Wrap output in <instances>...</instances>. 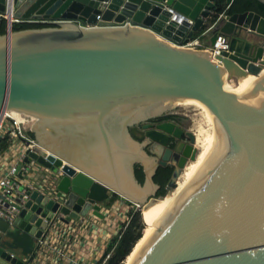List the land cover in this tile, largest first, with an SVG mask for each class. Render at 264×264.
Wrapping results in <instances>:
<instances>
[{
  "label": "water",
  "instance_id": "95a60500",
  "mask_svg": "<svg viewBox=\"0 0 264 264\" xmlns=\"http://www.w3.org/2000/svg\"><path fill=\"white\" fill-rule=\"evenodd\" d=\"M224 4L220 12L217 0H0V22L13 11L41 25L11 22L0 34V112L37 117L34 157L53 170L61 159L72 165L59 183L63 212L78 218L94 207L104 217L98 203L118 197L147 207L166 196H158V168L179 156L168 192L184 168L200 174L131 264H264V17L227 14L233 0ZM200 30L211 45L228 36L218 59L184 46ZM172 108L217 138L207 165L209 149L191 131L187 147L164 154L133 137L135 124ZM158 129L147 135L161 146L183 133L174 122ZM32 197L16 229L0 219V264H25L59 208ZM17 233L33 241L20 256Z\"/></svg>",
  "mask_w": 264,
  "mask_h": 264
},
{
  "label": "built area",
  "instance_id": "2783aa9c",
  "mask_svg": "<svg viewBox=\"0 0 264 264\" xmlns=\"http://www.w3.org/2000/svg\"><path fill=\"white\" fill-rule=\"evenodd\" d=\"M11 12L10 15L2 14L3 18L8 21V29L11 22L33 23L36 21L14 17L13 11ZM173 18L177 19V15L175 14ZM184 19H186L185 16L179 15L180 23ZM189 22L193 24L192 20ZM202 36L204 35L185 41L184 46L208 49L214 59H218L217 56L221 55L222 50H226L229 46V38L224 33H220L216 43L209 46L203 45L200 40ZM24 117L25 115L21 112L13 114L7 109L0 112V139L7 138L9 142V146L0 154V219L7 221L12 229H16V219L22 210H31L27 207V203L30 200L37 202L32 197V194L37 192V195L41 194L48 202L59 204V208L50 220L45 219L47 228L41 236L35 238L33 250L23 258L25 264H97L102 256L94 263L86 262L85 258L88 257L89 252L87 242H80V230L90 225H103L104 220L111 217L114 212H119L121 217L117 219L121 221L122 216L127 218L131 209L141 208V206L129 203L128 200L120 197L112 204L98 203L99 211L104 217L94 214V207L87 215H81L78 218H73L63 212L61 208L65 206L68 195L59 188V183L67 175L65 167L72 165L61 159L62 164L53 170L40 162L39 149L42 147L32 135V124L26 123ZM27 132L32 136L29 137ZM46 152L52 154L50 151ZM34 154L38 157H34ZM54 156L57 158L56 155ZM76 171L78 172L79 169L76 168ZM115 225L117 224H114L116 235L120 232L122 224ZM112 237L110 233L106 241L107 246Z\"/></svg>",
  "mask_w": 264,
  "mask_h": 264
},
{
  "label": "trees",
  "instance_id": "16d2710c",
  "mask_svg": "<svg viewBox=\"0 0 264 264\" xmlns=\"http://www.w3.org/2000/svg\"><path fill=\"white\" fill-rule=\"evenodd\" d=\"M225 0H217L218 11H225ZM255 11L264 17V3L260 0H233V4L231 7L226 9L227 14H233L236 12H245V11ZM215 16L213 21H215L217 14H213ZM41 25L29 22L23 23H15L13 25L14 30L31 28V27H40ZM8 30V21L3 18L0 22V34H5ZM203 33V30L195 32L192 37L185 38L184 42L189 39H195ZM33 135V134H32ZM9 146V142L7 138L0 139V154L5 151V149ZM158 171L161 172L162 176L159 177L157 174L154 177L155 182H158L162 185V190L158 192V196L166 195L167 190L165 189V185L168 182L171 174L173 172V166H162L158 168ZM157 171V172H158ZM137 177L140 181L144 180V173L142 169H136ZM120 198V197H118ZM127 200V199H126ZM130 203V201L128 200ZM112 204V203H111ZM129 219L122 223V228L120 232L112 237L111 242L107 246L105 252L102 257L98 261L97 264H123L127 256L131 253L135 243L143 234V229L145 227V223L142 218V212L140 209H131L128 212Z\"/></svg>",
  "mask_w": 264,
  "mask_h": 264
},
{
  "label": "bare ground",
  "instance_id": "6f19581e",
  "mask_svg": "<svg viewBox=\"0 0 264 264\" xmlns=\"http://www.w3.org/2000/svg\"><path fill=\"white\" fill-rule=\"evenodd\" d=\"M8 112L13 114H15L16 112L19 113V111L15 110H8ZM24 115L26 123H29L30 125L32 124L33 127L38 120L37 117L29 114ZM200 132L201 131H199V133ZM197 142L209 149V154L206 156L207 165L215 150L217 138L211 136L208 132L202 131L201 135L197 137ZM199 175V173L185 168L184 174H182V176L180 175L181 178L183 177V180L180 181L181 178L179 177L180 180H177L178 183L175 188L169 191V193L165 197L157 199V201L148 205L147 207H143V217L146 222V226L143 229V234H141L142 236L135 243L131 253L125 259L124 264L132 263V261L142 250L146 242L150 239L155 230L159 227L160 223L165 219L167 214L176 206V204L180 201L184 194L190 189V187L198 179Z\"/></svg>",
  "mask_w": 264,
  "mask_h": 264
},
{
  "label": "flooded vegetation",
  "instance_id": "af4514ba",
  "mask_svg": "<svg viewBox=\"0 0 264 264\" xmlns=\"http://www.w3.org/2000/svg\"><path fill=\"white\" fill-rule=\"evenodd\" d=\"M185 119H186V117L183 116V114L178 113L175 109L172 108L169 111L164 112L163 114L157 115L153 118L143 120V121L135 124L133 126V128L131 129L132 130L131 133L135 139H137L138 141H140L142 143H145V148L147 149V151H149V153H151L152 151L155 152L156 150H159L164 154L167 149L175 150V147L178 145H181V144H183L184 148H185V147H187V145L190 144V138L187 135V132L190 130L186 125ZM165 122H174L177 126H180L183 129V133H182V136L180 138L171 137V140L169 141L168 145L161 146L160 144H157V143L151 141V139L148 137L147 133L149 131H152V130H155V131L159 130L158 125L165 123ZM193 145H194V143H193ZM194 146H196V143ZM150 150H151V152H150ZM180 160H181V157L179 156L176 163H169L168 164L169 166H173V172H172L171 177L169 178L168 182L165 185V189L167 190V192H168L167 185H168L170 179L172 178V175H173L175 169L177 168ZM188 162H189V160H188ZM162 166H164V165H160V167H162ZM156 174L159 177L162 176L161 172H159V171ZM156 183H158V182H156ZM158 184L160 185L158 192H160L162 190V185L160 183H158ZM27 239H24L21 242H19V244H22L21 246H23V248H18L17 250L11 249L15 253V255L20 256V253L22 252V250L28 251L27 246H30L31 242L33 243V241L32 240L30 241L29 238H27ZM25 242H27V246L24 245Z\"/></svg>",
  "mask_w": 264,
  "mask_h": 264
},
{
  "label": "crops",
  "instance_id": "0c3cea01",
  "mask_svg": "<svg viewBox=\"0 0 264 264\" xmlns=\"http://www.w3.org/2000/svg\"><path fill=\"white\" fill-rule=\"evenodd\" d=\"M200 40L204 46L211 45L210 38L207 35L202 36ZM120 217L121 215H119V212H114L111 217L104 220L103 225H90L89 227L80 230V242H87L89 252L88 257L85 258L86 262L94 263L103 255L107 247L106 241L108 235L111 233L112 236H114L116 233L114 224H117L115 226H119L121 224L120 219H117Z\"/></svg>",
  "mask_w": 264,
  "mask_h": 264
},
{
  "label": "rangeland",
  "instance_id": "374dc122",
  "mask_svg": "<svg viewBox=\"0 0 264 264\" xmlns=\"http://www.w3.org/2000/svg\"><path fill=\"white\" fill-rule=\"evenodd\" d=\"M185 122H186V125H187V127L189 128V130H190L191 132L195 133L196 137H199V136L201 135L202 131L199 133V130H194L191 126L188 125V123H187V119H185ZM26 134H27L29 137L32 136L31 133H29V132H27ZM198 134H199V136H198ZM184 172H185V168L183 169L182 174H184ZM182 174H181V176H182ZM180 178H181V177H180ZM180 178H179L178 180H180ZM182 178H183V177H182ZM182 178H181L180 181L183 180ZM168 193H169V192H167V194H168ZM167 194H166V195H167ZM122 200H124V199H122ZM104 203H106V204H111V203H107L106 201H105ZM138 209H140L141 212H142V218H143V221H144L145 226H146V222H145L144 217H143V216H144V209H143V207L138 208ZM127 218H128V216H127ZM127 218L122 216V220L120 221L121 224L123 223V220L127 221V220H128ZM2 226H4V224H3V222L0 220V227H2ZM15 238H16V245H17L18 242H21V241H22L23 236H21L20 234L17 233V234L15 235ZM123 264H124V263H123Z\"/></svg>",
  "mask_w": 264,
  "mask_h": 264
}]
</instances>
